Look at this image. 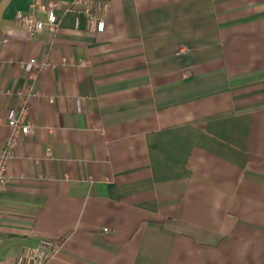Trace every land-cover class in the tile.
<instances>
[{
	"label": "crops",
	"instance_id": "obj_1",
	"mask_svg": "<svg viewBox=\"0 0 264 264\" xmlns=\"http://www.w3.org/2000/svg\"><path fill=\"white\" fill-rule=\"evenodd\" d=\"M55 1L51 34L0 0V150L19 90L33 124L0 264L41 237L44 264H264V0H107L103 32Z\"/></svg>",
	"mask_w": 264,
	"mask_h": 264
},
{
	"label": "built area",
	"instance_id": "obj_2",
	"mask_svg": "<svg viewBox=\"0 0 264 264\" xmlns=\"http://www.w3.org/2000/svg\"><path fill=\"white\" fill-rule=\"evenodd\" d=\"M31 9L28 12H17V22L26 28L30 33L38 32L43 28L53 34L57 31L59 17L56 10L60 4L55 0H31ZM74 10L76 20L80 15L85 17V25L89 30L103 32L105 20L98 14H105L109 9L107 0H72L65 11ZM43 13L44 20L38 19L37 14ZM49 62L46 58H30L23 64L24 69L34 76V72ZM35 69V70H34ZM20 105L11 107L6 112V124L9 128V135L0 150V192L9 182L10 176L7 171V163L15 157V150L18 139L33 131V124L28 120V93L22 90L17 91ZM47 149L46 156L50 155ZM107 230V228H103ZM54 243L51 239L41 237L35 247H24L16 256L15 264H44L49 255L53 252Z\"/></svg>",
	"mask_w": 264,
	"mask_h": 264
}]
</instances>
